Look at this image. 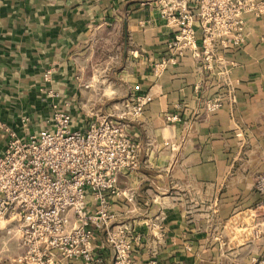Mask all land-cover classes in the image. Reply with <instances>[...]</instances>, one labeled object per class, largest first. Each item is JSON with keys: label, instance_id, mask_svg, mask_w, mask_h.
Segmentation results:
<instances>
[{"label": "crops", "instance_id": "1", "mask_svg": "<svg viewBox=\"0 0 264 264\" xmlns=\"http://www.w3.org/2000/svg\"><path fill=\"white\" fill-rule=\"evenodd\" d=\"M51 2L0 0V120L25 136L42 127L51 114L48 104L53 103L69 112L71 128L80 130L86 128L90 117L112 116L139 99L143 112L129 125V133L141 146L138 167L120 175L117 182L119 191L131 201L121 196L110 201L114 223L129 226L135 239L129 263L251 264V244L255 245L252 254L256 259L264 257V197L254 194L255 205L249 209L248 204H242L238 212L227 193L224 198L215 195L205 201L185 193V198H180V189H194L202 183L225 191L228 185L216 181L220 167L215 150L203 152L207 162L180 171V134L174 133L181 120L213 126L220 114L227 120L232 109L254 111L252 121L258 118L263 107L243 100V92H249V59L264 61V15L244 16V44L236 53L229 49L233 46L231 33L212 37L213 45L223 44L222 51L209 45L205 53L203 32L195 23L197 52L184 50L177 57L169 48L174 27L166 24L155 8L127 11L122 23L112 19L110 23L90 24L86 19L73 20L77 15L72 9H60ZM180 3L196 7L189 0ZM116 11L120 12L119 7ZM100 55L106 57L101 60ZM163 60L171 62L155 71V65ZM96 61H103L102 71L94 70ZM216 63L228 70L218 72ZM47 71L51 75L45 82ZM254 74L258 82L263 79L262 72ZM218 79H222L220 84ZM233 84L242 94V101L234 105L227 95ZM47 89L57 96L46 99ZM217 98L219 114L211 112L217 107ZM175 112L180 117L176 118ZM24 117L30 118L26 125L21 122ZM145 125L166 128L148 136L142 131ZM195 138H203L206 141L201 142L210 148V134ZM199 153L193 149L191 156ZM230 170L225 167V173ZM180 172L193 174L195 181L188 182L191 176H187L180 182ZM88 205L92 211L91 201ZM237 216L241 219L235 223ZM247 217L251 225L244 221ZM103 241V234H99L98 245ZM18 244L17 239L0 237V264H16L22 253ZM95 254L102 259L101 264H114L109 247H99ZM54 261L84 264L79 260Z\"/></svg>", "mask_w": 264, "mask_h": 264}, {"label": "built area", "instance_id": "2", "mask_svg": "<svg viewBox=\"0 0 264 264\" xmlns=\"http://www.w3.org/2000/svg\"><path fill=\"white\" fill-rule=\"evenodd\" d=\"M194 1L199 8L183 3L165 11L174 27L169 48L177 57L184 50L197 52L195 23L202 29L205 53L207 46L213 49L212 37L231 30L234 0ZM250 1L256 10L264 8V3ZM169 62L161 61L154 70ZM50 75V71L44 74L45 82ZM55 96L46 90V99ZM48 105L51 114L42 127L25 136L0 120V237L17 239L22 253L16 264H55V258L101 264L95 251L104 246L110 248L114 264H130L135 239L129 226L114 223L110 201L120 196L131 201L117 182L120 175L138 167L141 146L129 133V125L141 114L142 101L126 104L119 115L90 117L80 130L71 128L69 112ZM21 122L26 125L30 118ZM257 189L264 190V178ZM99 234L104 236L101 246Z\"/></svg>", "mask_w": 264, "mask_h": 264}, {"label": "rangeland", "instance_id": "3", "mask_svg": "<svg viewBox=\"0 0 264 264\" xmlns=\"http://www.w3.org/2000/svg\"><path fill=\"white\" fill-rule=\"evenodd\" d=\"M235 1L237 0H234L235 8L233 13L229 15L230 19L228 23L231 28L229 31L231 33L230 37L233 40V46H230L231 48L229 47L232 53L240 51L244 44L246 33L244 27V16L252 15L251 17H260L261 15H264V8L256 10L254 7H251L250 0H241L239 4ZM189 2L192 4L195 3L196 8H199L200 6V4L197 5L194 0H189ZM254 2L258 1L254 0ZM51 3L60 9L65 7L72 9V11L77 15V17H72L73 20L78 21L79 19H86L85 21L90 24L97 22L110 23L112 19L122 23L124 18H127L129 15L127 11L140 9L143 10L147 7L150 9H157V11H159L158 14L160 18H162L166 24H169L167 20L168 12L165 11H169L178 4L183 5V3H180V0H52ZM258 3H264V1L261 0ZM118 7L120 12L116 11V8L118 9ZM222 15H224V13ZM169 25L173 26L172 24ZM219 44L220 46L214 44L213 49L219 47L222 51L224 46L221 43ZM109 56H112V54ZM98 57L102 60L106 56L100 55ZM249 60L250 61L247 63V70L249 74L247 79L249 92H243V100L247 99L249 102H252V104H260L263 107V109L259 111V116L256 120L252 121L251 118L253 117L252 115L254 111H241L238 109H232L226 116V118H228L227 120H224V115L220 114L213 126H195L193 124L194 121L187 119L184 121L181 120L180 124L174 127V129H176L174 133L180 134V171H182L183 168L187 167L188 165H201L207 162L209 159L204 155L203 152H207L209 149H211L212 153V151L215 150L218 155L215 161L220 167V173L217 175L216 181L228 185V191H225L224 189L213 190L208 185H204L202 183L205 180H196L202 184L195 187L194 189H180V198H185V196H183V193H185L189 194L186 195V197L195 196L201 199V201H205L210 197L214 198L215 195L217 198H219L221 195V198H224V194L227 193L229 197L233 198V210L238 212L244 204H248L249 209L255 205V203L252 202V197L254 194H259V196L264 197V190L258 191L257 189L258 182L261 178H264V61L257 60L256 58H250ZM101 62L96 61L93 64L94 70H103L104 63ZM207 67L208 63L206 64V69ZM216 69L218 72H226V70H228V68H226L223 64L218 63H216ZM257 71L263 73V79H259V82L257 81V78L254 74ZM233 74L235 75L236 72L234 71ZM220 82H222V79H218V84H220ZM227 95H229V101L233 105L235 103L239 104V102L242 101V94L238 92V87H235L234 84L231 94ZM135 100L136 99L130 101V103L135 102ZM219 103L220 99L217 98V107H215V109L212 108L211 112L216 111V114H219ZM125 110L126 109L124 108L123 110L118 111L116 114L119 115ZM142 112L143 108L141 114ZM176 113L178 112H175V114ZM179 113L182 114L183 112L179 111ZM192 113L193 110L189 115L190 117L192 116ZM141 114L136 116V120L134 121H137ZM174 116H177L176 118L180 117V115L177 114ZM247 116L250 118L248 121L246 119H242L246 118ZM176 118L174 119L175 121ZM168 120L170 121L172 119ZM164 128L166 127H151L145 125L142 131H144L146 135L150 136L154 135L155 133H159L160 131L158 130ZM165 133L166 135H169L170 131ZM208 134H210L212 137L210 148L208 147L207 142H201L206 140H203V138H195V136L200 137ZM193 149L200 151L199 155L196 157L191 156ZM224 155H226V157H224ZM225 167H231L232 170L225 173ZM187 176H191V178L188 179V182L195 181L192 179V177H194L193 174L188 175L182 174L180 172V182L184 181ZM219 187L220 186H218V188ZM247 198L248 202L246 201ZM241 200H243V202ZM204 207L207 208V205ZM204 207L200 206L199 209ZM239 219H241L239 216L234 218L235 223L238 222ZM245 219L244 221H246L248 225H251V220H249L248 217ZM254 249L255 245L251 244L249 247L251 264H264V257L260 256L258 259H256L255 254H252Z\"/></svg>", "mask_w": 264, "mask_h": 264}]
</instances>
